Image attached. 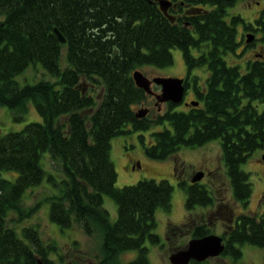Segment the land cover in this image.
<instances>
[{"label": "trees", "instance_id": "trees-1", "mask_svg": "<svg viewBox=\"0 0 264 264\" xmlns=\"http://www.w3.org/2000/svg\"><path fill=\"white\" fill-rule=\"evenodd\" d=\"M171 1L173 21L156 0H0V105L12 109L14 120L22 119L28 103L41 117L0 134V264H67L60 254L58 261L50 256L56 244L45 243L36 227L18 231L7 224L10 211L22 217L40 205L26 214L22 199L45 181L53 189L45 198L51 221L62 228L77 225L89 235L102 232L101 264H118L115 257L125 249L138 251L125 264H150L145 241H160L155 210H171L172 184L143 177L117 186L110 148L118 134L160 125L147 141L139 134L144 153L158 159L218 138L232 195L248 202L252 182L241 165L256 148L264 151V54L246 60L244 68L225 55L241 44L238 24L264 31V9L252 22L229 13L237 0ZM174 47L182 50L186 86L190 82L198 103L178 109L168 101L153 115L137 116L135 106L149 94L135 84L132 71L173 63ZM36 62L48 78L20 84L16 75ZM195 67L206 69L203 80L191 73ZM178 184L188 214L214 200L200 181L180 177ZM104 195L117 203L114 220ZM250 212L234 216L222 254L236 259L245 244L264 246V210ZM191 233L209 230L201 221Z\"/></svg>", "mask_w": 264, "mask_h": 264}, {"label": "rangeland", "instance_id": "rangeland-1", "mask_svg": "<svg viewBox=\"0 0 264 264\" xmlns=\"http://www.w3.org/2000/svg\"><path fill=\"white\" fill-rule=\"evenodd\" d=\"M259 1V2H257ZM264 9V0H237L236 3L229 8L230 14H240L246 21H252L259 12ZM242 24H238V38L241 45L235 53L225 55L227 62L239 63L242 68L248 59L257 57L255 51L264 53V31L244 29ZM254 33L257 38L246 41L245 32ZM250 43V45L245 43ZM262 47V48H261ZM173 63L165 66L143 65L138 67L146 76L152 78L157 75L164 76H181L186 77L187 67L183 59L182 50L180 48H172ZM65 54L62 55L61 64L64 66ZM192 74H198L200 80L204 79L206 69L204 67H195L191 71ZM48 78L46 71L39 62L30 63L24 71L16 75V79L20 84L33 83L40 78ZM151 87L154 91L160 92L159 85L152 82ZM83 89L88 90V85H83ZM145 101L137 104L136 109L148 107V114L153 115L155 112L166 107L167 102L155 104V97L148 93ZM151 95V96H150ZM193 91H186L184 98L186 100L194 98ZM158 105V106H157ZM187 105L181 101L177 103L176 108L184 109ZM261 107V105H259ZM12 109L6 105H0V134L9 130H17L32 120H40V115L34 106L28 103V109L22 119L14 120ZM155 125L151 129L141 132H130L118 134L111 139L110 157L115 164L117 177L116 185L135 183L143 177H152L156 179L166 178L172 184V207L169 212L162 207L155 210L156 225L154 231L160 236V241L152 243L145 241L148 247V258L150 264H171L168 255L175 249L184 247L190 239V233L184 232L179 225L183 220L188 221L190 218L193 222L200 221L201 216L206 219L209 232L221 234L226 228L228 222L226 212L233 214V217L240 212H253L259 215L264 210V161L261 158L262 152L260 148H256L247 160L242 163L241 167L248 171L250 181L252 182V194L248 202L243 205L238 202L232 195L229 179L226 174V168L221 156V147L219 139H212L203 145L198 146H181L174 154L164 159L148 157L143 151V143L139 137L140 133L144 135V141L149 138V132L159 128ZM46 167L51 169L49 164ZM210 169L211 171L202 176L199 180L204 183L212 192L214 200L206 206H196L189 214L185 207V191L178 184L179 178L190 181L193 169L201 168ZM3 175L9 178L14 177V172L4 170ZM53 191L52 187L45 181L29 188L23 196L22 205L25 213L30 207H33L38 201L40 205L28 215L19 217L16 211H10L6 217L7 224L13 226L18 231L23 226H34L45 243L54 242L57 247V253H50L56 261L59 260V254L62 255L63 261L67 264H101L102 252V232L96 229L92 235L86 234L79 226L73 225L70 228H62L49 218V202L45 198ZM224 209V215H211L207 213L209 210H215L218 206ZM103 206L107 208L110 219L114 220L117 216V203L115 200L104 195ZM232 216V215H231ZM175 224V225H174ZM176 224L178 227H176ZM184 226V224H182ZM189 232V231H188ZM168 241V242H167ZM242 247V255L239 258H233L227 253L208 257L203 260L202 264H264V246H256L253 244H245ZM223 251V250H222ZM221 251V252H222ZM136 249H125L119 252L115 261L118 264H125L128 260L137 255ZM201 264V263H199Z\"/></svg>", "mask_w": 264, "mask_h": 264}, {"label": "water", "instance_id": "water-1", "mask_svg": "<svg viewBox=\"0 0 264 264\" xmlns=\"http://www.w3.org/2000/svg\"><path fill=\"white\" fill-rule=\"evenodd\" d=\"M156 1L158 2L159 8L163 11V13L173 21L175 19V15L169 12L168 9L171 4L175 5V3H172L171 0ZM54 30L57 33L60 41H64L65 37L59 31V29L54 27ZM253 37V33H246V41H251ZM132 77L138 87L143 88L146 93H150L155 96L156 103L167 100L178 103L183 100L185 91L184 77L157 75L149 78L138 68L132 71ZM152 82L160 85V92H155L152 89ZM193 103L197 104L198 101H194ZM148 110V107L138 108L136 109V115H145ZM261 158L264 161V152H262ZM202 175V171H197L191 180L197 181L202 177ZM224 247L225 243L222 236L217 233L209 232L202 236L190 238L184 247L171 251L168 255V259L171 264H189L191 259L202 261L208 257L219 255Z\"/></svg>", "mask_w": 264, "mask_h": 264}, {"label": "flooded vegetation", "instance_id": "flooded-vegetation-1", "mask_svg": "<svg viewBox=\"0 0 264 264\" xmlns=\"http://www.w3.org/2000/svg\"><path fill=\"white\" fill-rule=\"evenodd\" d=\"M257 2H259V1H257ZM246 33H248V31L247 32H245V35H246ZM250 33H252V32H250ZM254 34V33H253ZM255 35V34H254ZM255 38H257V36H255L254 37V39ZM245 44H247V42L245 43ZM241 45V44H240ZM262 48V47H261ZM255 54H256V56H260V55H263L264 53H262V52H257V51H255ZM152 84V83H151ZM158 85V84H157ZM184 86H185V91H184V94L186 93V91L187 90H189V87H190V90L191 91H193L192 90V87H191V85H190V82H189V85L188 86H186V79H185V77H184ZM159 89H160V85H159ZM156 92V91H155ZM153 95V94H152ZM151 96V95H150ZM154 96V95H153ZM155 97V96H154ZM196 99V97H194V98H191V99H188V100H186L185 98H184V95H183V100L181 101L182 103H185V105H190L191 103H193L194 101H198V100H195ZM167 101H169V100H167ZM167 101H162V102H167ZM160 103V102H159ZM155 104H158V103H156L155 102ZM194 104V103H193ZM158 106V105H157ZM197 171H202L203 172V175L204 174H206V173H208V171L210 172L211 170L210 169H204L203 167H201V168H195V169H193V171L191 172V174H189V178H190V181L191 182H194V181H192L191 179H192V177L194 176V174H195V172H197ZM202 175V176H203ZM202 178V177H201ZM200 178V179H201ZM199 179V180H200ZM199 180H197V181H199ZM264 193V192H263ZM222 205L220 204V206H218V208H216L215 210H209L207 213L209 214V216L211 215L212 217H214V215H217V214H219V215H224L225 214V212H224V209L221 207ZM232 215V216H231ZM226 217H227V220H228V222L225 224V226H226V228H224V230H223V232L220 234L221 236H222V238H223V241H224V243H225V240H224V236L226 235V232H227V230L230 228V224H231V222L233 221V214H230V212L228 211V212H226ZM201 220H200V222L202 221V223H204L205 221V217H203V216H201V218H200ZM204 221V222H203ZM199 221H196V222H193V219L192 218H190L188 221H182L179 225H181V227L183 228H185V230L183 229V231L185 232L186 230H187V233H190V238H192V237H195V236H193L192 235V231H193V229H194V227L197 225V224H199L200 223ZM206 223V222H205ZM182 224H184V226L182 225ZM189 231V232H188ZM189 264H190V262H189Z\"/></svg>", "mask_w": 264, "mask_h": 264}]
</instances>
